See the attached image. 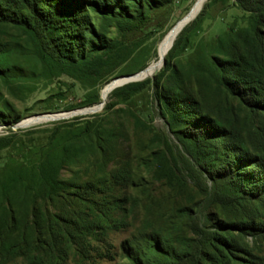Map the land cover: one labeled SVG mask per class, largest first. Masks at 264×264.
<instances>
[{
  "label": "trees",
  "instance_id": "trees-1",
  "mask_svg": "<svg viewBox=\"0 0 264 264\" xmlns=\"http://www.w3.org/2000/svg\"><path fill=\"white\" fill-rule=\"evenodd\" d=\"M164 1L0 0V25H10L25 37L48 75L92 79L95 83L80 102L85 107L100 101L99 83L107 81L117 65L128 58L119 37L144 24L151 11ZM227 1L209 0L203 5L177 34L164 56V65L152 80L163 116L188 154L208 172L213 198L219 202L220 194L225 196L226 203L219 202L225 207L228 202L254 195V182L260 180L255 174L264 177V162L257 154L251 157V166L258 168L240 170L247 151L242 127H253L258 134H264V0H233V5L244 12L243 22L230 26L211 42L198 40L193 59L186 65L179 56L188 47L190 34L200 26L208 6ZM93 14L98 18L94 19ZM1 55L0 51V78L10 83V66ZM146 65L143 62L138 68ZM149 81H133L114 88L110 97L116 99L104 109L126 100ZM85 123L79 128L78 122L62 121L51 128L38 129L36 132H42L46 141L7 176V182L17 191L21 215L16 217L5 211L1 221L7 226L16 222L23 225L29 216L30 234L36 244L41 239L53 246L79 239V218L67 216L62 209L66 200L77 204L88 193L87 183H79V159L84 149H89L93 157L98 156L103 183L123 179V167L105 170L106 157L112 152L108 144L113 132L107 133L94 121ZM8 141V136L1 137L0 147ZM154 164L157 179L181 182L177 168L162 152L155 153ZM67 166H77L72 179L60 177ZM181 215L190 220L192 235L181 236L176 243L156 238L149 243L142 264H230L226 252L233 246L231 229H210L208 225L215 219L211 213L204 215V221H197L192 211ZM215 220L213 227L225 228V221Z\"/></svg>",
  "mask_w": 264,
  "mask_h": 264
},
{
  "label": "rangeland",
  "instance_id": "rangeland-1",
  "mask_svg": "<svg viewBox=\"0 0 264 264\" xmlns=\"http://www.w3.org/2000/svg\"><path fill=\"white\" fill-rule=\"evenodd\" d=\"M194 1L165 0L151 11L144 24L119 37L128 58L117 65L107 81L99 83L100 101L85 107H81L80 102L95 83L92 79L81 81L65 74L48 75L42 60L25 37L10 25H0L1 57L11 71L10 83L0 78V111L3 116L0 118V138L9 137L8 144L0 147V264H142L149 243L156 238L176 243L181 236L192 235L190 220L181 215L184 211H192L197 221H204V215L211 213L215 219L227 223L225 228H215L213 225L217 220L214 219L208 227L218 231L231 229L233 246L226 252L230 264H264V201L259 198L261 195L264 198L263 175L255 174L260 178L254 182L255 194L244 200L228 202L225 207L221 206L227 201L224 195L220 194L221 204L213 198V182L208 172L188 154L162 114L152 83L153 76L162 67L153 75L138 80L150 81L126 100L104 109L116 98L110 97V91L102 100L103 86L118 76L140 71L138 66L141 63L148 65L154 60L162 38L189 11ZM232 2H216L208 6L200 26L190 34L188 47L179 56L182 64L193 59L198 40L211 42L230 26L243 22L244 12ZM92 17L96 19L98 15ZM103 101L100 108L85 111L98 107ZM48 113L67 115L18 126L26 118ZM74 117L79 119L73 120ZM62 121L78 122L79 128L86 125L85 121H94L107 133L112 131L113 138L108 144L112 152L106 157L105 170L123 167V179L113 184L103 183L97 167L98 156L93 157L89 149H84L79 159V183H87L88 193L77 204L66 200L62 209L67 216L75 220L79 218V239L54 246L41 239L36 244L30 234L29 216L28 223L23 225L16 222L7 226L1 221L5 211L16 217L21 215L17 191L11 188L7 176L18 169L24 157L32 154L35 147L46 141L45 135L36 131L51 128ZM241 136L247 151L240 170L258 168L257 165L251 166V157L257 154L264 162V134H258L253 127L243 126ZM156 152H162L177 168L180 183L176 179L169 183L155 177ZM76 167L67 166L60 177L72 179ZM228 223L243 224L230 226ZM221 253L219 256L224 257Z\"/></svg>",
  "mask_w": 264,
  "mask_h": 264
},
{
  "label": "bare ground",
  "instance_id": "bare-ground-1",
  "mask_svg": "<svg viewBox=\"0 0 264 264\" xmlns=\"http://www.w3.org/2000/svg\"><path fill=\"white\" fill-rule=\"evenodd\" d=\"M206 1L207 0H195L194 1L193 5L189 9V11L172 26V28L166 33V35L162 38V40L158 44L157 57L147 65L149 67L148 71L146 73L139 74L137 76V78H139V79L147 78V77L153 75L160 68L161 63H162V59L164 58V56L166 55L168 50L171 48L177 34L179 33V30L182 28V26L185 24V22H187V20H190L191 18H193L194 16H196L200 12V10L202 9V7ZM187 17H188V19L185 20V18H187ZM122 81H124V79H118V80L113 81L112 83H110V82L106 83L103 86V88L101 89L102 100H104L107 97L108 93L110 92V90L112 89V87L114 85L121 83ZM98 108H100V107L96 106V107L91 108V109H86L85 111H87V112L88 111H94ZM65 115H67V113L66 114L61 113V114H51V115H44V116L29 117V118H26L25 120H23L21 122V125H23V126L34 125V124L45 122L48 120L59 119V118L64 117Z\"/></svg>",
  "mask_w": 264,
  "mask_h": 264
},
{
  "label": "water",
  "instance_id": "water-1",
  "mask_svg": "<svg viewBox=\"0 0 264 264\" xmlns=\"http://www.w3.org/2000/svg\"><path fill=\"white\" fill-rule=\"evenodd\" d=\"M195 17H196V16H194V17L191 18L190 20H187V22H185V24L182 26V28H183L187 23H189L191 20H193ZM186 19H188V17L185 18V20H186ZM182 28H181V29H182ZM181 29L179 30V32L181 31ZM164 61H165V60H164V58H163V59H162V63H161L160 68L164 65ZM148 68H149V67L146 66V67H144L143 69H141V70L138 71V72L131 73V74H126V75H121V76H118V77L112 79V80L110 81V83H112L113 81L118 80V79H124V81H122L121 83H118V84L114 85V86L112 87L111 90H113L114 88L119 87V86H121V85H123V84H126V83H128V82H133V81L141 80V79L137 78V76H138L139 74H141V73H146V72L148 71ZM160 68H159V69H160ZM111 90H110V91H111ZM103 104H104V101L100 103L99 107H101ZM51 114H54V113H51ZM51 114H50V113H48V114H39V115H34V116H44V115H51ZM18 126H23V125H21V123H20Z\"/></svg>",
  "mask_w": 264,
  "mask_h": 264
}]
</instances>
